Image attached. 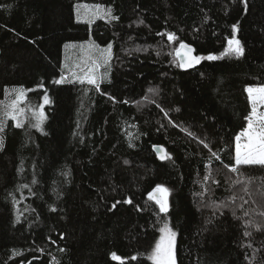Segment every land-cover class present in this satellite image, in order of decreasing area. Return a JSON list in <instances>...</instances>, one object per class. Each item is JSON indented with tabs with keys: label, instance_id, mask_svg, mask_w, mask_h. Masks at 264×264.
<instances>
[{
	"label": "trees",
	"instance_id": "trees-1",
	"mask_svg": "<svg viewBox=\"0 0 264 264\" xmlns=\"http://www.w3.org/2000/svg\"><path fill=\"white\" fill-rule=\"evenodd\" d=\"M76 5L102 10L83 23ZM233 37L242 56L180 69L181 43L220 56ZM85 43L112 46L99 90L63 66ZM262 86L264 0H0V116L21 89L26 116L0 132V264H154L165 223L176 264H264V166L230 171Z\"/></svg>",
	"mask_w": 264,
	"mask_h": 264
},
{
	"label": "snow or ice",
	"instance_id": "snow-or-ice-1",
	"mask_svg": "<svg viewBox=\"0 0 264 264\" xmlns=\"http://www.w3.org/2000/svg\"><path fill=\"white\" fill-rule=\"evenodd\" d=\"M83 7L88 8L89 6L84 5ZM97 13H99L102 9L101 6L96 5L93 6ZM103 15L106 17H110L111 19H118V17L112 16L111 9H107L103 12ZM79 18V15H78ZM91 23V20H89ZM237 30V26L233 25V31ZM163 35V34H161ZM168 40L177 39L175 34L168 33ZM98 47V46H96ZM111 44L107 46V48L101 50L100 60L92 61V67H90L83 77H77L80 83H85L92 85L96 90L100 89V77L96 74V69L101 66V62L103 64H107V62L111 59ZM181 48H187V54L181 57L182 63L181 67H191L194 64L200 63L201 60H216L220 59L223 56L235 54L236 56H242L244 53L243 46L238 39H230L228 41V47L221 53V56L215 55H207V56H191L189 55L193 50L188 48L187 45L181 43ZM186 57V58H185ZM75 75V74H73ZM65 77L61 76V79L55 81V83H64ZM150 91H152L150 89ZM249 93L250 103L252 104V112L246 118L248 120L247 128L240 133V135L236 136V146H235V164L230 168V171L237 172L239 170V166L241 165H260L264 166V113L257 112V105L264 104V86L247 89ZM24 91L20 90V94L16 97V99L12 100L10 103L6 105L3 109L2 116H0V132L4 131L5 121L7 119H11L15 121V127H22L23 124L20 121L19 117L23 115L24 109L20 108L19 105L23 102ZM45 102H47V96L44 97ZM42 108V106H40ZM33 115L36 119V122L32 125L38 130L42 131V123L45 119L42 110H34ZM189 135H192L189 133ZM245 138V141L241 143V139ZM3 147V138L0 137V148ZM207 147V145H205ZM212 155L216 157L217 160L220 157L217 153L213 152ZM163 158V157H162ZM227 167V166H226ZM33 183H36L33 180ZM27 187V185H24ZM154 193H160V196L154 195ZM168 189L162 186H157L153 193H149V199L155 200L156 204L159 205V210L162 213H167L169 210V205L167 201ZM119 203V201L117 202ZM126 203H131V200L126 201ZM116 205L114 204L113 207ZM264 215V213H261ZM259 227V226H257ZM160 232L162 235L160 236L159 241L155 244V247L151 253L150 259L153 260L154 264H176L175 258V241H176V232L173 231L167 223L160 228ZM245 235H250V233H245ZM19 254V253H17ZM112 258L114 260H121L115 253L112 254ZM135 259V257H133Z\"/></svg>",
	"mask_w": 264,
	"mask_h": 264
},
{
	"label": "rangeland",
	"instance_id": "rangeland-1",
	"mask_svg": "<svg viewBox=\"0 0 264 264\" xmlns=\"http://www.w3.org/2000/svg\"><path fill=\"white\" fill-rule=\"evenodd\" d=\"M83 6L84 5H76L75 6V16H76V20L78 22H83V23L86 22L87 23L89 20H91V18L92 19H94L95 17H96V19L99 18L98 13L93 14L91 6H89L88 8H85ZM78 15H79V18H78ZM83 45H89V44L85 43V44H77V45L76 44L67 45L65 47V49H64V57H63V66H65V67H70V66H73V65H77L76 67H78L79 65H82V64L85 65V67L82 70H80L79 74L77 75V76L81 75V77H83L85 75V73L87 72V70L90 67H92V61L93 60L99 61L100 60V56H101V54H99L100 56L98 55V53H101V51H99L98 49L93 51L91 46H83ZM78 47H80V48H78ZM76 52L79 53L78 55H80V57L79 56L77 57ZM223 57H236V55L235 54H231V55H226V56H223ZM102 65L103 64L101 63V66L98 69H96V74L100 78H101ZM248 96H249V93H248ZM49 104H50V100H48V102L43 101V103H42V112H43L44 117H45V119L43 120V123L46 120L45 108ZM19 107L22 108L21 104L19 105ZM29 112H30V114H31V116L33 118V116H34L33 115V110H30ZM257 112L258 113H264V104H258L257 105ZM25 118H26V116H25V112H24L23 115H21L19 117V119L22 122V124L25 123ZM13 122L15 124V121H13ZM43 123H42V125H43ZM244 141H245V138L242 137L241 143H243ZM235 146H236V140H235ZM167 201H168V195H167ZM161 235H162V233L160 234V236ZM174 252H175V249H174Z\"/></svg>",
	"mask_w": 264,
	"mask_h": 264
},
{
	"label": "water",
	"instance_id": "water-1",
	"mask_svg": "<svg viewBox=\"0 0 264 264\" xmlns=\"http://www.w3.org/2000/svg\"><path fill=\"white\" fill-rule=\"evenodd\" d=\"M186 45V44H185ZM188 48H191L187 45ZM192 49V48H191ZM193 50V49H192ZM185 54H187V48H181L179 46V48L176 50L175 52V57L177 58L178 60V63H179V67L182 71H189V70H192L194 68H196L200 63L198 64H194L192 65L191 67H188V66H185V67H181V63H182V60H181V57L182 56H185ZM189 55L191 56H196L194 51H192ZM186 58V57H185ZM154 152L157 156V158L160 160V161H164L166 159V153H165V149L161 146H156L154 147ZM163 157V158H162ZM154 195L156 196H160V193H154ZM155 202V200H153Z\"/></svg>",
	"mask_w": 264,
	"mask_h": 264
}]
</instances>
